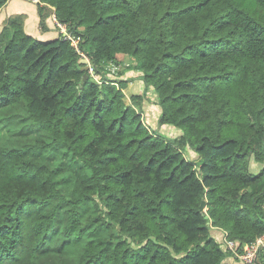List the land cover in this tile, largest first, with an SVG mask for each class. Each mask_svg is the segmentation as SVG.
<instances>
[{
    "label": "trees",
    "instance_id": "16d2710c",
    "mask_svg": "<svg viewBox=\"0 0 264 264\" xmlns=\"http://www.w3.org/2000/svg\"><path fill=\"white\" fill-rule=\"evenodd\" d=\"M37 5L40 25L54 7L89 61L62 35L27 32L25 14L9 16L0 106L24 101L47 133L32 150L63 148L89 174L69 197L48 162L0 145V264H34L63 203L67 236L102 233L78 261L54 264H222L231 251L211 226L238 240L239 252L264 235V0ZM118 55L154 89L159 123L181 134L147 127L135 106L141 95L126 100L129 79L108 69ZM252 158L263 163L258 172ZM254 262L264 264V253Z\"/></svg>",
    "mask_w": 264,
    "mask_h": 264
},
{
    "label": "rangeland",
    "instance_id": "374dc122",
    "mask_svg": "<svg viewBox=\"0 0 264 264\" xmlns=\"http://www.w3.org/2000/svg\"><path fill=\"white\" fill-rule=\"evenodd\" d=\"M52 9L53 7L44 11L46 16L44 19L45 29H48L47 25L51 17H53ZM6 20L7 19L3 22V25ZM49 26L54 27L59 35H62V29H69L66 25L60 23L58 25L56 20ZM82 55L84 59H89L85 53ZM116 60L119 62L117 61L116 64L109 65L108 69L115 74L121 73V77L129 79L127 86L124 88L126 100L131 101L132 95H141V99L135 102V106L140 112L142 120L147 127L153 132L157 131L169 137L181 134L183 131L182 128L168 124L161 125L159 123L161 108L156 103L157 96L154 89L149 88L146 90V85L138 76L140 72L135 69H127L128 65L133 63L134 60L126 58L123 55H118ZM90 71H94L93 67H91ZM97 78L101 79V76L98 75ZM46 135L47 133L41 130L30 118L24 101H20L11 106H0V145L20 147L27 158L48 162L59 178L60 185L65 194L69 197L76 196L80 189V181L89 174V170L80 163L72 162L70 153L63 148L53 147L33 151L32 146L36 143L37 139H43ZM186 156L193 159L197 157V154L188 149ZM262 166V162L255 161L252 158L251 169L254 172H258ZM54 203L55 202H53L52 205ZM68 207L66 203L60 206L56 217V227L51 233L46 245L36 257L34 264H54L58 263L61 258L70 262L78 261L85 248L86 242L97 234L102 233V230L93 233L89 232L91 231L89 230L80 237L67 236ZM211 232L217 238L221 247L228 248L225 241L227 233L223 228L211 226ZM228 249L231 251V254L223 260L222 264H257L255 262L250 263L243 259L239 251ZM257 255L255 259L260 257V254Z\"/></svg>",
    "mask_w": 264,
    "mask_h": 264
},
{
    "label": "crops",
    "instance_id": "0c3cea01",
    "mask_svg": "<svg viewBox=\"0 0 264 264\" xmlns=\"http://www.w3.org/2000/svg\"><path fill=\"white\" fill-rule=\"evenodd\" d=\"M37 3L38 1L32 0H7L6 4L0 9V30L5 19L11 15L22 13L25 14L24 26L27 32L42 40L57 38L59 36L58 31L54 27L49 26L56 20L54 7L52 9L53 17H51L47 25L48 29H45V27L40 25V14ZM48 7L47 9L52 8V6Z\"/></svg>",
    "mask_w": 264,
    "mask_h": 264
},
{
    "label": "built area",
    "instance_id": "2783aa9c",
    "mask_svg": "<svg viewBox=\"0 0 264 264\" xmlns=\"http://www.w3.org/2000/svg\"><path fill=\"white\" fill-rule=\"evenodd\" d=\"M56 21H57L58 25H59V23L66 25L64 23L59 22L57 19H56ZM66 27H67V25H66ZM62 35L65 38L71 40L72 44L77 48V50L81 54H84L79 48V38H76L69 29H66V30L62 29ZM225 241L227 243V247L230 249H234L235 251H238V249L240 248L241 243L238 240L229 239L226 235ZM260 252L264 253V235L257 238V240L251 244H248V243L244 244L243 245V252H240V254L242 255L243 259H245L246 261L251 263V262H254L256 260L255 256L257 255V253L259 255Z\"/></svg>",
    "mask_w": 264,
    "mask_h": 264
},
{
    "label": "water",
    "instance_id": "95a60500",
    "mask_svg": "<svg viewBox=\"0 0 264 264\" xmlns=\"http://www.w3.org/2000/svg\"><path fill=\"white\" fill-rule=\"evenodd\" d=\"M84 61H87L86 59H83ZM202 208H204V203L202 204Z\"/></svg>",
    "mask_w": 264,
    "mask_h": 264
}]
</instances>
